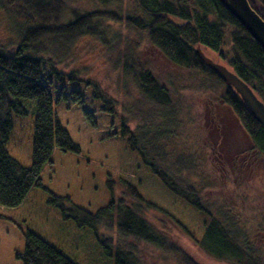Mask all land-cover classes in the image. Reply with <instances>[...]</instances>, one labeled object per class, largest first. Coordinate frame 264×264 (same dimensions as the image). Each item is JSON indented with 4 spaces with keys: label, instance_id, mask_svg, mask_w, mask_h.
<instances>
[{
    "label": "trees",
    "instance_id": "16d2710c",
    "mask_svg": "<svg viewBox=\"0 0 264 264\" xmlns=\"http://www.w3.org/2000/svg\"><path fill=\"white\" fill-rule=\"evenodd\" d=\"M98 1L103 5L110 2ZM135 2L138 12L122 15L108 10L82 13L71 9L66 0H0L2 8L12 7L22 19L18 42L10 45L0 43L1 206L18 207L34 186L42 184L41 172L51 162L55 148L81 152V146L73 140L55 107L66 99L67 82L86 83L92 87V98L103 102L101 110L116 114L115 101L101 90L98 83L83 80L78 70L62 71L51 54L55 52L53 46L56 42L57 46L67 43V47L71 48L76 40L84 36L102 37L104 31L100 21L105 19L125 22L133 30L144 33L172 65L199 73L213 85L223 88V103L237 117L253 146L244 153L235 152L231 158H225L224 128L217 123L219 138L211 153L221 165L219 168L225 171L226 177L228 175V182L241 195L239 198L244 202L251 198L258 205L262 203L264 126L253 117L239 94L204 62L197 48L200 46L205 52L207 49L215 52L263 102L264 49L220 0ZM249 2L264 19V0ZM122 66L124 74L132 78L143 98L161 112L150 113V121L139 123L135 128L122 117L121 135L127 138L129 149L140 157L173 196L204 217L202 236L197 238L172 214L146 199L133 184H126L117 201L112 200L96 212L76 205L69 196L53 193L49 202L61 211L64 219H72L79 228L90 229L104 254L114 259V264H142L137 250L126 246L125 241L129 239L166 250L173 249V244L149 220L151 216L156 218L159 215L174 222L215 260L231 264H261L260 253L254 246L256 236L252 237L250 231L243 228V222L229 206L227 197L215 194L209 198L205 195L211 185L204 179V157H197L193 150L189 152L190 159L184 158L186 146L180 147L177 153L168 150V140L179 136L175 126L181 120L172 87L134 59L126 58ZM53 90H57L56 99ZM33 104L32 163L24 166L11 155L7 145L14 129V115H28L29 105ZM86 114L89 115L88 112ZM218 121L224 124L225 116H220ZM224 158L226 162H223ZM108 186L113 190L114 182L109 180ZM22 234L24 250L16 253V259L22 264H77L35 232L27 230ZM177 258L181 264H198L186 254H179Z\"/></svg>",
    "mask_w": 264,
    "mask_h": 264
},
{
    "label": "rangeland",
    "instance_id": "374dc122",
    "mask_svg": "<svg viewBox=\"0 0 264 264\" xmlns=\"http://www.w3.org/2000/svg\"><path fill=\"white\" fill-rule=\"evenodd\" d=\"M109 1L107 5L98 0H66V3L82 13L108 10L126 15L138 12L135 0ZM21 22L12 7L0 6V43L16 44L21 34ZM100 27L104 31L102 37L84 36L71 48L67 43L57 46L56 42L55 52L51 54L62 71L78 70L83 80L98 83L115 101L116 114L101 110L103 102L92 98V87L86 83H66V99L55 107L63 125L81 146V152L55 148L51 162L41 172L42 184L34 186L18 207L0 205V216L6 218H0V264H22L16 259V253L24 250L22 231L27 230L38 234L77 264H114V259L104 254L90 229L79 228L72 219H64L61 211L49 202L53 193L69 196L76 205L96 212L112 200L117 201L126 184H133L146 199L172 214L197 238L202 236L204 217L173 196L129 149L127 138L121 135L122 117L135 128L139 123L150 121V113L161 112L143 98L132 78L124 74L122 64L126 58L143 64L172 87L181 120L175 126L179 136L168 140V150L177 153L180 147L186 146V151L181 148L184 158L190 159L189 152L193 150L197 157H204L205 162L201 164L204 179L211 185L205 195L227 197L229 206L243 222V228L250 231L252 237L256 236L254 246L264 264V199L258 205L251 198L246 202L239 198L241 195L228 182V175L226 177L225 171L219 168L221 165L211 153L219 138L217 123L224 128L225 158H231L235 152L244 153L253 146L237 117L223 103V88L213 85L199 73L172 65L144 33L133 30L125 22L105 19L100 21ZM203 52L213 61L226 65L215 52L208 49ZM57 94V90H53L55 99ZM29 107L28 115H14V129L7 145L11 155L24 166L32 163L35 105ZM220 116H225L224 124L219 123ZM225 158L223 162L227 161ZM109 180L114 182L113 190L108 186ZM151 217V223L174 247L166 250L137 239L126 240V246L137 250L142 264H181L177 258L179 254H186L198 264H231L208 256L164 216Z\"/></svg>",
    "mask_w": 264,
    "mask_h": 264
},
{
    "label": "water",
    "instance_id": "95a60500",
    "mask_svg": "<svg viewBox=\"0 0 264 264\" xmlns=\"http://www.w3.org/2000/svg\"><path fill=\"white\" fill-rule=\"evenodd\" d=\"M220 2L264 49V19L254 10L249 0H220ZM197 52L204 62L239 94L253 117L264 126V102L254 90L226 65L206 56L200 46Z\"/></svg>",
    "mask_w": 264,
    "mask_h": 264
}]
</instances>
